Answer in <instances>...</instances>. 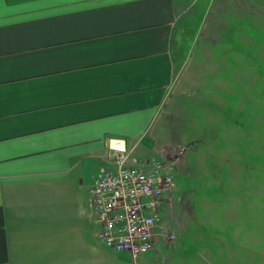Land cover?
Listing matches in <instances>:
<instances>
[{"label":"crops","instance_id":"0c3cea01","mask_svg":"<svg viewBox=\"0 0 264 264\" xmlns=\"http://www.w3.org/2000/svg\"><path fill=\"white\" fill-rule=\"evenodd\" d=\"M196 2L0 4V264L25 246H49L61 264L102 260L89 186L111 138L159 154L154 124Z\"/></svg>","mask_w":264,"mask_h":264},{"label":"rangeland","instance_id":"374dc122","mask_svg":"<svg viewBox=\"0 0 264 264\" xmlns=\"http://www.w3.org/2000/svg\"><path fill=\"white\" fill-rule=\"evenodd\" d=\"M192 10L154 124L159 154L134 153L172 166L163 233L135 259L101 247L102 260L85 264H264V0H197ZM88 201L89 191L100 247ZM51 255L20 247L11 264H61Z\"/></svg>","mask_w":264,"mask_h":264},{"label":"built area","instance_id":"2783aa9c","mask_svg":"<svg viewBox=\"0 0 264 264\" xmlns=\"http://www.w3.org/2000/svg\"><path fill=\"white\" fill-rule=\"evenodd\" d=\"M174 187L172 166L159 158H139L124 140L111 138L108 157L89 186L96 243L132 259L154 249L163 233V215Z\"/></svg>","mask_w":264,"mask_h":264},{"label":"snow or ice","instance_id":"6c2138e0","mask_svg":"<svg viewBox=\"0 0 264 264\" xmlns=\"http://www.w3.org/2000/svg\"><path fill=\"white\" fill-rule=\"evenodd\" d=\"M3 3V0H0V4H2Z\"/></svg>","mask_w":264,"mask_h":264}]
</instances>
